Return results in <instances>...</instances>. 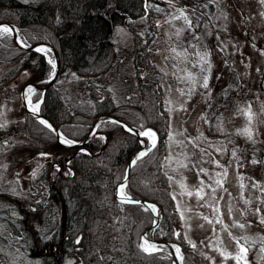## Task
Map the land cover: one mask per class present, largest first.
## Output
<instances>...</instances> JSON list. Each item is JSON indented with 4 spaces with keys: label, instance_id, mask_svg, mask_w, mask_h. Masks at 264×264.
I'll list each match as a JSON object with an SVG mask.
<instances>
[{
    "label": "rangeland",
    "instance_id": "1",
    "mask_svg": "<svg viewBox=\"0 0 264 264\" xmlns=\"http://www.w3.org/2000/svg\"><path fill=\"white\" fill-rule=\"evenodd\" d=\"M134 32L151 36L149 61L170 114L162 165L191 255L197 264H264V0H151L142 16L115 26L108 72L88 80L70 69L58 75L68 109L92 113L88 82L107 86L117 103L137 101ZM16 66L0 61V193L23 202L38 234L48 236L58 212L47 176L60 168L61 149L24 133L20 90L41 79ZM8 201H0V264H44L28 255L23 210Z\"/></svg>",
    "mask_w": 264,
    "mask_h": 264
},
{
    "label": "trees",
    "instance_id": "2",
    "mask_svg": "<svg viewBox=\"0 0 264 264\" xmlns=\"http://www.w3.org/2000/svg\"><path fill=\"white\" fill-rule=\"evenodd\" d=\"M150 1L0 0V21L13 23L26 43L52 44L59 55V76L70 69L88 80L105 74L113 65L115 26L142 16ZM150 37L145 39L133 33L132 60L138 93L135 103H117L107 86L92 82L86 85L92 113L68 109L57 81L44 91L37 90L32 98L43 96L40 112L73 140L83 139L101 113L118 116L135 128L154 129L155 146L131 166L125 191L133 198L153 201L161 207L162 219L153 237L179 245L182 264H197L198 258L191 255L184 239L169 176L162 165L170 114L163 86L149 61ZM47 53L53 57L50 51ZM0 61L15 62L17 72L34 69L36 79L45 78L52 70L45 54L17 47L9 33L0 34ZM25 115L24 133L29 138L61 149L54 157L60 168H54L47 176L48 197L58 212V223L51 235L41 237L24 203L0 193V201L9 199V203L23 210L21 220L31 239L28 255L40 258L44 264H173L167 250L147 252L140 247L141 234L152 224V212L114 195L115 186L123 179L132 154L140 146L139 138L119 123L105 120L97 131L106 135V142L103 136L95 135L85 144L86 151L66 148L57 144L51 129L26 111ZM47 243L48 253L44 254Z\"/></svg>",
    "mask_w": 264,
    "mask_h": 264
},
{
    "label": "water",
    "instance_id": "3",
    "mask_svg": "<svg viewBox=\"0 0 264 264\" xmlns=\"http://www.w3.org/2000/svg\"><path fill=\"white\" fill-rule=\"evenodd\" d=\"M2 25L9 27V29H10L9 34L11 35V37H12V39H13V41L17 47L24 49V50H34V51H38L37 49H40L38 52H42V49H46L52 53L53 62L51 60H49L50 64L52 65L51 73L44 79H41L38 81L37 80H31V81H27L26 83H24V85L21 87V90H20V96H21V100H22L25 111L29 115H31L32 117L37 119L39 122H41V123H42V121L46 122V123H42V124L53 131V133L55 134V137H56L57 144H59L62 147H66V148H76L78 150L84 149L85 144L92 137H94L95 135H99V132L97 131V126L102 121H105V120L115 121V122L119 123L126 131L135 134L138 138H139L140 134H143L146 130H151L154 132L155 137H156L155 141L151 142L149 146H147V143H145V142L140 143V146L132 154V156H131L128 164H127L123 179L120 182H118L117 185L115 186L114 195L118 200L123 201V202H128V203H137L138 202L139 204L143 205L145 208L149 209L152 212V214H153L152 224L150 226H148L143 231V233L141 234L140 247H141L142 243L145 242V240H147L148 243L157 245V247L155 249L148 250L147 252L158 251L161 249L167 250L169 252V254L172 256L173 264H182L181 256H179V254L177 253V249H176L174 242H171V241L165 240V239H156L153 237V231L162 219L163 213H162L161 207L153 201H147V200H143V199L133 198L131 195H129L125 191V185H126V182L128 180L129 174H130V168L134 164L133 161H136L137 157L139 156V154L141 152L146 153L148 150H150L153 147V144H155V142H156L157 134L154 131V129L151 127H146L144 129L135 128L134 126L130 125L129 123H127L123 119L119 118L118 116H115V115H112L109 113H101L95 117L93 123L91 124L90 128L88 129V131H87V133L83 139L73 140V139L65 136L62 133V131L55 125V123L49 117H47L46 115H44L40 112V103L42 101L43 96H41L39 101L36 102V104H38L39 107H38V109H35V110H34L33 106H30L29 104L25 103V97H24L26 90L30 86H31V88H36L37 90L44 91L50 84H52L57 79L59 72H60V60H59V55H58L56 49L54 48V46L52 44H50L48 42H44V41H39V42H36L33 44L25 43L20 38V36L18 35L17 27L13 23L6 22V21H0V26H2ZM129 129L131 131H129ZM105 138L107 139L106 135H105ZM68 140L72 141L73 143L71 145L65 143V141H68ZM105 142H106V140H105ZM104 146H105V143L103 144L101 149L99 151H97L96 153H99L103 149ZM121 189H123V191H121ZM142 249L144 250V248H142ZM260 256H261V250L259 248H257L254 252L253 259L257 260L260 258Z\"/></svg>",
    "mask_w": 264,
    "mask_h": 264
},
{
    "label": "snow or ice",
    "instance_id": "4",
    "mask_svg": "<svg viewBox=\"0 0 264 264\" xmlns=\"http://www.w3.org/2000/svg\"><path fill=\"white\" fill-rule=\"evenodd\" d=\"M210 2H212V0H210ZM205 7H206V5H205ZM181 12H185V11H188V9H181L180 10ZM193 11V13L195 12V10L193 9L192 10ZM184 19L187 21L188 20V18L185 16L184 17ZM192 25H191V22L189 21V27H191ZM3 31L5 32V33H7V32H9L10 31V29L9 28H7V27H4L3 28ZM38 51L40 50V49H37ZM203 86L205 87V88H207V79L205 78V80H204V84H203ZM32 89H31V86L29 87V89H28V91H31ZM38 107H39V105L37 104L36 105V108L38 109ZM35 110V109H34ZM42 123H46V122H44V121H42ZM129 131H131L130 129H129ZM245 133L246 134H248L249 135V138H251V133L246 129L245 130ZM146 136H152V137H154V133L151 131V130H149L148 132H146V133H144ZM65 143H67V144H69V145H71L73 142L72 141H70V140H68V141H65ZM155 145L153 144V147H154ZM143 155H145V153L144 152H141L140 154H139V156L137 157V159H139L140 158V156H143ZM233 155H235V153H233ZM254 163H255V161H253ZM133 163H135V161H133ZM121 191H123V189H121ZM138 203V202H137ZM262 222H264V221H262ZM240 227H243V225H239ZM141 247L142 248H144V250L145 251H148L150 248L151 249H155V245L154 244H149L148 243V241L147 240H145V243L143 244V245H141ZM177 251H179V249H177ZM242 251H244V252H246V249H242ZM262 251H264V249H262ZM245 264H246V261H245Z\"/></svg>",
    "mask_w": 264,
    "mask_h": 264
},
{
    "label": "bare ground",
    "instance_id": "5",
    "mask_svg": "<svg viewBox=\"0 0 264 264\" xmlns=\"http://www.w3.org/2000/svg\"><path fill=\"white\" fill-rule=\"evenodd\" d=\"M4 27H7V26H5V25H2V26H0V30H2L3 31V28ZM7 28H9V27H7ZM9 33V32H8ZM47 51L48 50H46V49H42V52H44L46 55H47V57H49V59H51V61L53 62V58L52 57H50V55L47 53ZM29 89V88H28ZM28 89L26 90V92H25V103H27V104H29L30 106H33V108L34 109H37L36 108V103H33L32 102V97H33V94L37 91V89L36 88H31L32 90L31 91H28ZM33 103V104H32ZM149 130H146L144 133H146V132H148ZM153 132V131H152ZM140 134V136H139V142L140 143H147V144H150L151 142H154L155 141V135H154V137H152V136H146L145 134ZM154 133V132H153ZM145 242H143L142 243V245L144 244ZM149 244H151V243H149ZM155 245V244H154ZM156 247H157V245H155ZM155 247V248H156ZM149 250H151V248L149 249ZM177 253L179 254V252L177 251ZM179 256H180V254H179Z\"/></svg>",
    "mask_w": 264,
    "mask_h": 264
},
{
    "label": "flooded vegetation",
    "instance_id": "6",
    "mask_svg": "<svg viewBox=\"0 0 264 264\" xmlns=\"http://www.w3.org/2000/svg\"><path fill=\"white\" fill-rule=\"evenodd\" d=\"M49 245H50V243H47L46 245H45V252H44V254H46V253H48V247H49ZM38 251H39V249H38Z\"/></svg>",
    "mask_w": 264,
    "mask_h": 264
}]
</instances>
